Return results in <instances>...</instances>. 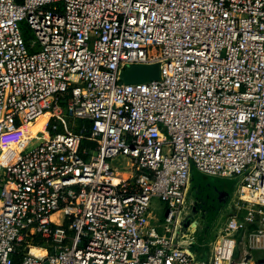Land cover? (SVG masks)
I'll use <instances>...</instances> for the list:
<instances>
[{
    "label": "built area",
    "instance_id": "2783aa9c",
    "mask_svg": "<svg viewBox=\"0 0 264 264\" xmlns=\"http://www.w3.org/2000/svg\"><path fill=\"white\" fill-rule=\"evenodd\" d=\"M154 64L158 79L121 81ZM9 144L0 264H264V0H0ZM193 172L246 202L206 260L178 239Z\"/></svg>",
    "mask_w": 264,
    "mask_h": 264
},
{
    "label": "rangeland",
    "instance_id": "374dc122",
    "mask_svg": "<svg viewBox=\"0 0 264 264\" xmlns=\"http://www.w3.org/2000/svg\"><path fill=\"white\" fill-rule=\"evenodd\" d=\"M23 33L26 37L31 36L28 31ZM132 69L134 68L128 67L123 70V74L121 75L123 83H127L126 78L129 77V71ZM137 70L139 73L134 79L138 82L155 80L160 75V66L157 64L138 67ZM33 123L27 125L30 138H33L38 132L42 131L44 120H39L35 124ZM76 130H78V127H74L73 131ZM11 146L12 144H9L8 147L4 148L5 150H9ZM188 195L187 207L178 218V220L180 219L178 239L182 243L190 242L193 257L198 260H206L210 255L213 243L225 226L227 216L232 211L239 210L242 217L244 208H246V202L235 201L232 180H219L194 172L192 173ZM149 211L153 222L156 219L160 220L162 228L166 206L159 200L152 199ZM245 242L246 244L249 243L248 236ZM251 256L253 262L264 261V250L251 251Z\"/></svg>",
    "mask_w": 264,
    "mask_h": 264
},
{
    "label": "trees",
    "instance_id": "16d2710c",
    "mask_svg": "<svg viewBox=\"0 0 264 264\" xmlns=\"http://www.w3.org/2000/svg\"><path fill=\"white\" fill-rule=\"evenodd\" d=\"M81 126H83V122L80 121V122L78 123V128H80ZM75 132L77 133L78 130H76ZM32 144H33V142L30 144V146H32ZM84 145H89V146L93 147V145H92V144L90 145L89 142H87L86 140H83V141H82V146H84ZM30 146H29V147H30ZM189 190H190V186L188 187V192H189ZM183 213H184V211H183ZM183 213H182V214H183ZM182 214H181V215H182ZM34 246H35V247H40V246H42V242L36 238V239H35V242H34ZM20 259H21V252H20V251H17V252L11 257L12 264H19Z\"/></svg>",
    "mask_w": 264,
    "mask_h": 264
},
{
    "label": "water",
    "instance_id": "95a60500",
    "mask_svg": "<svg viewBox=\"0 0 264 264\" xmlns=\"http://www.w3.org/2000/svg\"><path fill=\"white\" fill-rule=\"evenodd\" d=\"M15 1L17 3H21L22 2V0H15ZM143 66H146V65H133V66H131V68H134V69H132V70L129 71V74H128L129 77L126 78L127 84H141V83H145V82H138V81H136L134 79L135 76H137V74L139 73L138 70H137V68L138 67H143ZM122 74H123V72H122ZM150 81H152V80H150ZM147 82H149V81H147ZM62 103H64V101H62ZM42 264H49L48 263V260L46 258H44L43 261H42Z\"/></svg>",
    "mask_w": 264,
    "mask_h": 264
},
{
    "label": "bare ground",
    "instance_id": "6f19581e",
    "mask_svg": "<svg viewBox=\"0 0 264 264\" xmlns=\"http://www.w3.org/2000/svg\"><path fill=\"white\" fill-rule=\"evenodd\" d=\"M47 118H48V114L45 113V114H43L42 116H40L37 120L33 121V122H34L33 124L37 123L39 120H44V124H45ZM28 125H29V124H28ZM13 151H14V148H13L12 146H11V148H10L9 150H5V148H4L3 154H1V156H0V162H2V163H3V162H6V161H7L6 154L9 153V155H12ZM179 220H180V219H179ZM34 251H35V253H37V254H40V255L43 254V252H41V251H38V250H34Z\"/></svg>",
    "mask_w": 264,
    "mask_h": 264
},
{
    "label": "crops",
    "instance_id": "0c3cea01",
    "mask_svg": "<svg viewBox=\"0 0 264 264\" xmlns=\"http://www.w3.org/2000/svg\"><path fill=\"white\" fill-rule=\"evenodd\" d=\"M157 220V219H156ZM155 220V222H153V223H156L157 221ZM153 221V220H152Z\"/></svg>",
    "mask_w": 264,
    "mask_h": 264
},
{
    "label": "flooded vegetation",
    "instance_id": "af4514ba",
    "mask_svg": "<svg viewBox=\"0 0 264 264\" xmlns=\"http://www.w3.org/2000/svg\"><path fill=\"white\" fill-rule=\"evenodd\" d=\"M206 208H207V204H206Z\"/></svg>",
    "mask_w": 264,
    "mask_h": 264
}]
</instances>
